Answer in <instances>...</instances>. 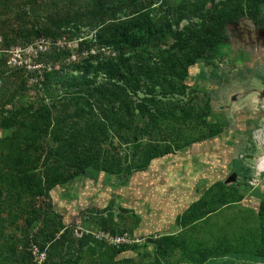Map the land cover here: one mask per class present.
<instances>
[{"label": "rangeland", "instance_id": "rangeland-1", "mask_svg": "<svg viewBox=\"0 0 264 264\" xmlns=\"http://www.w3.org/2000/svg\"><path fill=\"white\" fill-rule=\"evenodd\" d=\"M6 1L0 4V22L5 20V33L18 39L22 28L36 25L47 14H74L76 10L82 11L94 2ZM117 1L128 5L121 15L127 14L139 1L153 2L152 6L162 2ZM169 1L178 4L181 0ZM206 6L210 7L211 3ZM185 24L187 21H183L181 26ZM227 29L229 40L217 47L222 56L214 64L200 59L183 70V76L172 78V75H167L168 82L171 80L170 83L180 84L181 90L182 86L186 87L183 92L163 96L160 87L156 88L157 98H162L164 105L171 107L177 102L180 104L179 113L192 115L191 118L180 115V120H162L160 128L154 131V141L164 137L163 141L168 139L177 150L152 160L146 170L131 174L100 171L97 178H91L82 172L54 186L49 195L13 193L3 204L0 203V264L44 263L46 249L41 250L32 237L39 223L34 221L28 225L33 209L43 211L45 215L49 210L51 216L56 213L62 215L63 223L74 228L75 236H83L85 255L78 264H103L113 249L121 244H126L128 248L115 254L114 262L130 259L131 262L125 264H158L156 259L159 252L153 240L162 234H178L182 239L179 245L160 255L162 264H224L226 260L230 261H226V264H264V261L255 260L246 252H229L225 256L204 258L194 251L198 246L217 248L225 242L247 238L255 242L261 240L259 233L264 230L260 216L264 202V170L257 168L259 159L264 155V28H259L254 20L245 17L229 23ZM2 31L3 26L0 28V56L7 50L8 60L6 69L2 71L0 68V77L5 81L0 89L6 88V92L0 95L1 114L8 115L13 107L42 99L48 103L59 100L56 106L67 108L69 98L60 97L62 91L59 87L43 84V70L47 65L37 60L41 53L54 47L52 41L42 37L23 46L20 40L21 44L6 49ZM92 35L93 32L85 31L75 41L63 37L55 44L71 52L68 60H75L79 57L80 40ZM159 42L161 48H165L164 44L168 46L172 39L166 37ZM99 48L104 54L116 53L110 47ZM150 50L151 47L142 61L148 63ZM96 51L97 48L91 49V52ZM14 68L20 71L9 76ZM147 81L142 91L133 95L135 103L148 96ZM78 96L75 102L87 104L89 96L86 93ZM100 98L108 109L114 107L113 101H108L107 97ZM139 121L144 123L141 119ZM209 123L223 126V131L207 138L212 131ZM16 129L17 126L0 127V138L14 139L12 135ZM140 137L143 143L148 141L147 135ZM112 138L104 143L111 159L119 158L125 165L132 162L133 145L123 144L113 135ZM189 140L190 143L195 142L189 144ZM9 143L0 146V174L10 169V166H6L5 156L13 146L18 152H25L26 149V143L15 142L12 146ZM178 147L181 148L178 150ZM33 151V147L27 149L29 155H33ZM44 170V165L39 168L40 175L46 173ZM232 172L237 173V179L225 182ZM218 180H223L226 187H230L227 192L223 190L225 203L219 199L221 187L206 195L209 187ZM7 186L8 182L0 181L1 189ZM204 196H207L206 201L212 211L204 213L187 227L180 225L177 217ZM0 199L2 201L3 198ZM49 202H52L51 208L48 207ZM251 231L258 232V236L252 235ZM61 233L57 232V237ZM186 243L188 248L184 251ZM57 256L54 259L60 260Z\"/></svg>", "mask_w": 264, "mask_h": 264}, {"label": "trees", "instance_id": "trees-1", "mask_svg": "<svg viewBox=\"0 0 264 264\" xmlns=\"http://www.w3.org/2000/svg\"><path fill=\"white\" fill-rule=\"evenodd\" d=\"M136 1L138 0H132L133 3ZM6 2L0 0V4ZM209 2L211 6L207 7ZM152 4L153 2L139 1L127 14L121 15L128 6L126 3L117 0H94L92 6L89 3L90 6L82 11L76 10L74 14H47V17L38 20L36 25L22 28L20 39L5 33L7 22H0L6 49L21 44L20 40L23 41V46H28L42 37L52 41L54 47L41 53L37 59L47 65L43 70V84L48 87L57 85L62 91L60 97L69 98L65 109L56 106L59 100L48 103L42 99L13 107L8 115L0 112V127L17 126L12 135L14 139L0 138V146H6L8 142L9 146L15 142L26 143L25 152H18L13 146V149L10 148L11 152L5 156L6 166H10V169L0 174V181L8 182L7 188H0V197L3 198L0 203L3 204L5 199L17 191L49 195L54 186L82 172L91 178H97L100 171L131 174L134 171L146 170L152 160L174 153L177 149L168 139L163 141L162 137L154 141V131L160 128L162 120H180V115L188 118L192 115L179 113L180 104L177 102L171 107L164 105L162 98H157L156 88L160 87V94L163 96L183 92L186 87L182 86L181 90L180 84L170 83L171 80L168 82L167 75H172V78L183 76L185 74H182V71L200 59L207 64H214L215 60L222 56L217 47L229 40V23L248 17L254 20L259 28H264V0H181L178 4L162 0L159 5ZM183 21H187V24L181 26ZM85 31L93 32L92 37L80 40L79 57L68 60L71 52L60 49L55 43L63 37L75 41L81 38ZM166 37L171 38L172 42L168 46L164 44L166 47L161 48L159 41L162 42ZM99 47H110L116 53L104 54ZM149 47L152 51L148 52L150 56L146 63L142 59H145ZM93 48L98 51L91 52ZM3 53L0 56L2 71L6 69L8 60L7 50ZM17 71L20 70L14 68L8 75H16ZM146 79L148 96L135 103L133 95L142 91ZM4 82V78L0 77V86L4 85ZM3 88L0 89V95L6 92V88ZM84 93L89 96V100L87 98V104L79 105L75 100L79 98L78 95ZM100 97L113 101L114 107L108 109ZM208 127L212 131L207 138L223 131V126L216 124L209 123ZM112 135L123 144L133 145V161L129 164H123L119 158L112 160L109 156L111 154L104 143L113 139ZM140 135H147L148 141L143 143ZM191 140L187 143L195 142L190 143ZM29 147L34 148L33 155L27 153ZM180 148L178 147V150ZM23 158L26 160L23 161ZM43 165L46 173L40 175L38 170ZM216 187L222 188L219 199L225 203V192L230 187H226L223 180L214 182L206 195L214 192ZM207 196L194 201L177 217L178 223L187 227L204 213L212 211L211 205L206 201ZM51 205L52 202H49L48 207L51 208ZM32 212L33 216L28 225L34 221L39 223L32 237L41 250L46 249L43 264L80 263L85 255L83 236L76 237L74 228L65 225L62 215L58 213L51 216V210L46 215L36 209ZM260 216L264 223V202ZM60 231L62 233L57 237L56 233ZM254 232L251 231V234L258 236V232ZM259 236L261 240L255 242L247 238L238 242H225L217 248L198 246L194 251L197 256L204 258L225 256L229 252H246L255 260L264 261L263 229ZM180 241L182 239L178 234H162L153 240L159 257L179 245ZM127 248L126 244L114 248L103 264L131 262L130 259L123 262L113 261L115 254ZM187 248L186 243L183 250L187 251ZM56 255L60 260L54 259ZM159 257L156 261L162 264Z\"/></svg>", "mask_w": 264, "mask_h": 264}, {"label": "water", "instance_id": "water-1", "mask_svg": "<svg viewBox=\"0 0 264 264\" xmlns=\"http://www.w3.org/2000/svg\"><path fill=\"white\" fill-rule=\"evenodd\" d=\"M237 179V173L236 172H232L230 174V176H228V178L226 179L225 182H232V181H235Z\"/></svg>", "mask_w": 264, "mask_h": 264}, {"label": "bare ground", "instance_id": "bare-ground-1", "mask_svg": "<svg viewBox=\"0 0 264 264\" xmlns=\"http://www.w3.org/2000/svg\"><path fill=\"white\" fill-rule=\"evenodd\" d=\"M257 168L259 169V171L264 170V155L259 159Z\"/></svg>", "mask_w": 264, "mask_h": 264}]
</instances>
